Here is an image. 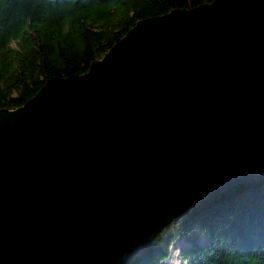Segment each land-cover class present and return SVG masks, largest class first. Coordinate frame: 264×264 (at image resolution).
<instances>
[{"label": "water", "instance_id": "water-1", "mask_svg": "<svg viewBox=\"0 0 264 264\" xmlns=\"http://www.w3.org/2000/svg\"><path fill=\"white\" fill-rule=\"evenodd\" d=\"M264 175V0L138 20L81 74L0 108V264H124Z\"/></svg>", "mask_w": 264, "mask_h": 264}, {"label": "trees", "instance_id": "trees-1", "mask_svg": "<svg viewBox=\"0 0 264 264\" xmlns=\"http://www.w3.org/2000/svg\"><path fill=\"white\" fill-rule=\"evenodd\" d=\"M212 0H0V108L84 73L140 19ZM264 264V175L204 198L124 264Z\"/></svg>", "mask_w": 264, "mask_h": 264}, {"label": "rangeland", "instance_id": "rangeland-1", "mask_svg": "<svg viewBox=\"0 0 264 264\" xmlns=\"http://www.w3.org/2000/svg\"><path fill=\"white\" fill-rule=\"evenodd\" d=\"M164 263L165 264H181V262L175 258L173 260H166Z\"/></svg>", "mask_w": 264, "mask_h": 264}]
</instances>
